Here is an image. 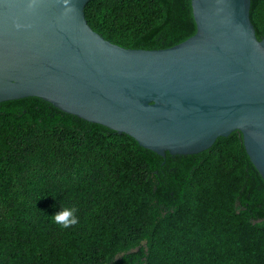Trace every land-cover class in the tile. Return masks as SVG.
I'll use <instances>...</instances> for the list:
<instances>
[{
	"label": "trees",
	"instance_id": "1",
	"mask_svg": "<svg viewBox=\"0 0 264 264\" xmlns=\"http://www.w3.org/2000/svg\"><path fill=\"white\" fill-rule=\"evenodd\" d=\"M84 11L127 48L196 31L190 0H89ZM249 14L260 39L264 0ZM61 206L79 222L57 225ZM0 264H264V180L238 130L163 157L39 97L2 101Z\"/></svg>",
	"mask_w": 264,
	"mask_h": 264
},
{
	"label": "water",
	"instance_id": "2",
	"mask_svg": "<svg viewBox=\"0 0 264 264\" xmlns=\"http://www.w3.org/2000/svg\"><path fill=\"white\" fill-rule=\"evenodd\" d=\"M88 1L0 0V102L39 97L163 157L238 130L264 180V32L251 0H190L195 33L159 49L105 39Z\"/></svg>",
	"mask_w": 264,
	"mask_h": 264
},
{
	"label": "clouds",
	"instance_id": "3",
	"mask_svg": "<svg viewBox=\"0 0 264 264\" xmlns=\"http://www.w3.org/2000/svg\"><path fill=\"white\" fill-rule=\"evenodd\" d=\"M75 207L61 206L58 211L53 214L54 222L62 228H68L79 222Z\"/></svg>",
	"mask_w": 264,
	"mask_h": 264
}]
</instances>
